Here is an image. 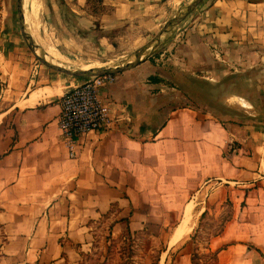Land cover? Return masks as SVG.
Returning <instances> with one entry per match:
<instances>
[{"label":"crops","instance_id":"obj_1","mask_svg":"<svg viewBox=\"0 0 264 264\" xmlns=\"http://www.w3.org/2000/svg\"><path fill=\"white\" fill-rule=\"evenodd\" d=\"M178 1L98 0L99 11L65 2L88 28L94 19L161 23ZM9 5H0V264L76 263L105 215L120 229L162 222L174 243L204 211L225 209L206 247L217 251L213 264H264L249 246L264 251V0H202L159 46L162 63L144 60L104 87L118 117L80 136L77 157L60 113L80 80L28 59ZM203 186L214 188L204 200ZM192 252L177 263L194 264Z\"/></svg>","mask_w":264,"mask_h":264},{"label":"rangeland","instance_id":"obj_2","mask_svg":"<svg viewBox=\"0 0 264 264\" xmlns=\"http://www.w3.org/2000/svg\"><path fill=\"white\" fill-rule=\"evenodd\" d=\"M37 1L38 11L34 23L36 39L39 42L55 44L54 53L64 61H66L65 57L70 60L71 64L69 65L72 67L89 68L91 66H113L127 62L135 51L147 43L170 17L184 9L189 0H179L171 8L173 11L171 10L163 16V19L169 17L165 21L162 20L161 23L160 21H123L115 26H105L100 19H94L88 28L81 27L78 22L74 21L66 0ZM90 3L92 7L95 6L96 11L100 10L98 9L101 7L100 4L97 5L98 0H90ZM8 13L11 16V26L14 27V31L17 30L28 59L32 63L50 68L36 57L22 34L17 12V0H10ZM178 24L171 30H176ZM27 29L35 43V38H32L29 28ZM167 35L166 32L157 46L150 50L147 59L152 58L155 63L163 62L158 51ZM42 52L45 54L43 50ZM163 57L166 58L167 53ZM134 58L135 56H133ZM58 72L68 74L62 71ZM85 77L78 76L80 81ZM173 79L172 83L178 81L177 75ZM171 93H178V90L171 89ZM175 97L176 100L172 101L173 105L179 103L177 96ZM201 189L199 196L204 200L208 199L214 188L213 186H203ZM227 202L225 200L223 205ZM228 215L226 209L217 216L206 211L201 222L190 235L174 243L169 240L174 228L158 227L162 222H152L153 227L149 228L120 229L113 228V217L105 215L95 222V237L90 249L82 253L78 262L71 264H178L176 257L188 248L193 251L192 256L196 253V260L200 264H213L212 251L206 247L212 235L223 230L224 224L229 218ZM173 222L171 219L169 224H173Z\"/></svg>","mask_w":264,"mask_h":264},{"label":"built area","instance_id":"obj_3","mask_svg":"<svg viewBox=\"0 0 264 264\" xmlns=\"http://www.w3.org/2000/svg\"><path fill=\"white\" fill-rule=\"evenodd\" d=\"M4 0H0L3 7ZM115 73L86 76L66 90L61 98L60 127L70 157H77L80 136L110 129L118 117L117 109L103 98L104 87L115 80Z\"/></svg>","mask_w":264,"mask_h":264},{"label":"water","instance_id":"obj_4","mask_svg":"<svg viewBox=\"0 0 264 264\" xmlns=\"http://www.w3.org/2000/svg\"><path fill=\"white\" fill-rule=\"evenodd\" d=\"M202 0H191L188 1L185 5L184 9L176 12L172 17H170L164 25L160 28V30L147 42L142 46V49L136 54L135 58L132 60H128L125 63L116 64L113 66H96V67H89V68H82L77 67L74 69H71L63 64L48 61V60H40L44 64H46L48 67L62 71L71 75L76 76H91V75H97V74H104V73H118L123 70L129 69L131 67L136 66L137 64L141 63L142 61L146 60L148 58V55L150 54V50L153 47H156L157 44L161 41L162 35L167 32L169 29L173 28L176 24L180 23L184 18L201 2ZM17 12H18V18H19V24L22 31V34L30 47V49L33 51V53L37 54L34 50V48L28 43V37L25 33V26H24V0H17Z\"/></svg>","mask_w":264,"mask_h":264},{"label":"bare ground","instance_id":"obj_5","mask_svg":"<svg viewBox=\"0 0 264 264\" xmlns=\"http://www.w3.org/2000/svg\"><path fill=\"white\" fill-rule=\"evenodd\" d=\"M41 3V1H40ZM43 3V2H42ZM38 11V1L37 0H31V5H30V19H31V22H32V27H33V36L35 38V43L32 41L31 37H30V34L28 32V29L26 27V24H25V11H24V26H25V33L28 37V43L34 48L36 54H37V58L39 60H48V61H53V62H57V63H60V64H63L71 69H74L75 67H72V65H69L71 64L70 63V60H68L66 57V61L62 60L60 57H58L54 51L56 50L55 49V44L52 45L50 43H44V42H39L36 37H35V31H34V23H35V18H36V13ZM40 12V11H39ZM38 12V13H39ZM39 15V14H38ZM41 17V16H40ZM40 26V25H39ZM172 29V28H171ZM171 29H169L167 31V33H169L171 31ZM166 32L162 35V38L165 36ZM53 43V42H52ZM143 46V45H142ZM142 46L137 49L134 53L133 56H136V54L142 49ZM42 50L45 52V54L42 52ZM133 56L131 58H129L128 60H132L133 59ZM68 57V56H67ZM74 64V63H73ZM82 68H85L84 66H82Z\"/></svg>","mask_w":264,"mask_h":264},{"label":"trees","instance_id":"obj_6","mask_svg":"<svg viewBox=\"0 0 264 264\" xmlns=\"http://www.w3.org/2000/svg\"><path fill=\"white\" fill-rule=\"evenodd\" d=\"M115 74H116V73H115ZM150 79H151L152 81H159V80L161 79V77L158 76V75H152V76H150ZM205 213H206V211H204V212L202 213V216H203ZM249 246H250V247H252V246L255 247L257 250H259V251L264 255V251H263L261 248H259L258 246H254L253 244H250ZM195 254H196V253H194V254H193L194 256H192V258H193V262H194V264H200V263L196 260L197 256H195ZM212 254H213L212 258L215 259V258L217 257V251H212Z\"/></svg>","mask_w":264,"mask_h":264}]
</instances>
